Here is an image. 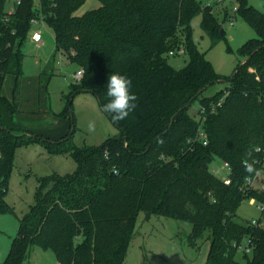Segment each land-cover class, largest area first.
I'll use <instances>...</instances> for the list:
<instances>
[{
	"label": "trees",
	"instance_id": "16d2710c",
	"mask_svg": "<svg viewBox=\"0 0 264 264\" xmlns=\"http://www.w3.org/2000/svg\"><path fill=\"white\" fill-rule=\"evenodd\" d=\"M98 1V7L78 15L87 0H21L4 22L9 0H0V214L14 212L5 194L18 148L38 141L50 154H69L78 163L72 175L39 180L35 202L0 264H23L33 246L51 249L60 264H126L140 212L147 221L155 215L190 223L192 247L204 237L210 241L206 264H264V210L257 226L235 220L246 199L264 205V12L249 0H233L235 12L257 36L240 48L248 59L224 77L192 40L197 13L213 38L223 35L211 5L202 0ZM34 18L52 28L57 51L84 70L70 100L90 91L102 108L110 99L109 76L131 79L135 111L119 122L106 113L120 128L119 136L101 146H78L72 140L75 130L52 140L19 126L18 104L3 87L7 75L17 80L23 75V47ZM180 48L189 60L178 69L169 57ZM219 81L229 84L205 96ZM197 100L199 118L188 110ZM68 112L69 103L63 114ZM215 158L230 165L229 184L210 170ZM245 160L256 172L245 171ZM245 239L248 249L256 246L252 256L238 261Z\"/></svg>",
	"mask_w": 264,
	"mask_h": 264
},
{
	"label": "rangeland",
	"instance_id": "374dc122",
	"mask_svg": "<svg viewBox=\"0 0 264 264\" xmlns=\"http://www.w3.org/2000/svg\"><path fill=\"white\" fill-rule=\"evenodd\" d=\"M249 3L264 12V0H249ZM202 4L213 7V14L224 32L222 36L213 38L203 29L202 14L197 13L191 22L192 40L206 54L218 74L231 77L247 59L240 53L241 46L247 40L256 38L257 34L252 25L235 12L237 5L233 0H202ZM99 5L98 0H87L76 13L81 15ZM41 31L44 34L43 44L37 45L28 40L23 47V75L18 80L14 75H7L3 87L5 96L18 104L20 110L16 121L19 126L52 140L64 138L68 132L75 130L72 140L78 146H101L108 138L119 136L120 128L102 110L93 92H78L70 100L68 96L77 83L75 73L78 68L68 55L57 51L52 28L44 24ZM188 60V53L169 57L170 64L178 69L183 68ZM228 84L226 81L216 82L204 95L211 96ZM199 101H194L188 109L189 114L196 118L200 115ZM68 103L70 112L63 114ZM90 121L95 122V130L91 132L88 131ZM15 155L5 194L6 202L14 212L0 214V263L8 255L21 219L35 202L39 180L49 175L65 177L78 170L74 157L69 154L52 155L38 141L18 148ZM223 163L222 159L215 158L209 165L210 170L220 178L228 174L223 169ZM257 174L262 176L261 171ZM260 216L257 202L252 204L246 199L239 206L235 220L245 224ZM138 220L137 234L129 247L126 264H206L210 241L204 237L198 241L197 247H192L188 241L192 230L190 223L155 215L147 221L143 212H140ZM255 246H251L247 253L245 239L237 250L236 260L245 261L246 254L252 256ZM23 264L60 263L51 249L33 246Z\"/></svg>",
	"mask_w": 264,
	"mask_h": 264
},
{
	"label": "clouds",
	"instance_id": "9594fccd",
	"mask_svg": "<svg viewBox=\"0 0 264 264\" xmlns=\"http://www.w3.org/2000/svg\"><path fill=\"white\" fill-rule=\"evenodd\" d=\"M131 79L119 74L112 73L107 81V96L110 98L109 102L102 106V110L110 114L113 121L119 122L126 119L130 112L135 111L137 104V97L133 94L131 89ZM95 130V122L90 121L88 124V131ZM251 156V152L248 154ZM245 171L248 173L256 172L253 163L247 160L243 162Z\"/></svg>",
	"mask_w": 264,
	"mask_h": 264
},
{
	"label": "built area",
	"instance_id": "2783aa9c",
	"mask_svg": "<svg viewBox=\"0 0 264 264\" xmlns=\"http://www.w3.org/2000/svg\"><path fill=\"white\" fill-rule=\"evenodd\" d=\"M36 1H39V0H36ZM21 3V0H9L8 2V5H7V8H6V12L4 14V18H3V21L4 22H9L10 19L12 18V15L14 14L15 10H16V7L17 5H19ZM32 23V27L30 29V32H29V40L34 43V44H43V32L41 31V28L44 26V20L42 18H34L32 19L31 21ZM171 55H174L176 54L175 52H170ZM177 53L178 54H183L184 53V49L183 48H180L179 51L177 50ZM84 74V70H77V72L75 73V77L77 80L81 79V77L83 76ZM201 114L205 113V108H201ZM204 143L206 144L207 141L204 140ZM223 169L227 170V173L229 174L230 171H231V167L230 165L227 163V162H224L223 163ZM227 174V175H228ZM227 175L224 177V180H225V183L226 184H229L230 183V179L227 177ZM260 188L262 190H264V184H262L260 186ZM252 204H255L256 201L254 199H251L250 200ZM257 207L258 209H260V211H263L264 210V205L261 204V203H257ZM250 223L252 225H255L257 226L258 225V221L257 219H253L250 221ZM246 251L249 253L250 251V248H246Z\"/></svg>",
	"mask_w": 264,
	"mask_h": 264
},
{
	"label": "water",
	"instance_id": "95a60500",
	"mask_svg": "<svg viewBox=\"0 0 264 264\" xmlns=\"http://www.w3.org/2000/svg\"><path fill=\"white\" fill-rule=\"evenodd\" d=\"M221 32L223 33L224 31H223V30H221ZM247 59H248V58H247ZM247 59H246V60H247ZM246 60H245V61H246ZM234 74H235V73H234Z\"/></svg>",
	"mask_w": 264,
	"mask_h": 264
},
{
	"label": "crops",
	"instance_id": "0c3cea01",
	"mask_svg": "<svg viewBox=\"0 0 264 264\" xmlns=\"http://www.w3.org/2000/svg\"><path fill=\"white\" fill-rule=\"evenodd\" d=\"M43 38H44V34H43ZM43 42H44V40H43ZM38 45V44H37ZM39 45H41V44H39Z\"/></svg>",
	"mask_w": 264,
	"mask_h": 264
}]
</instances>
